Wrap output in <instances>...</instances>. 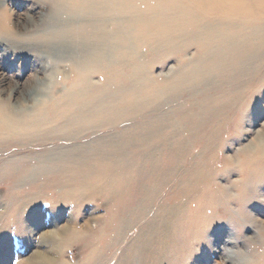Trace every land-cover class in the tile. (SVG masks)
I'll use <instances>...</instances> for the list:
<instances>
[{
  "label": "bare ground",
  "instance_id": "1",
  "mask_svg": "<svg viewBox=\"0 0 264 264\" xmlns=\"http://www.w3.org/2000/svg\"><path fill=\"white\" fill-rule=\"evenodd\" d=\"M50 1L58 8L48 6L46 15L42 16L38 23L30 18V21L36 24L34 33L29 30L30 35L33 33L47 38L54 36L56 31L62 30L64 37L69 39L67 44L36 47L25 45L22 41H20L22 44H19L4 39L0 43L16 56L24 55L29 59L32 58V61L37 66L41 65L43 69L46 66L45 60L50 59L55 61L54 67H59L62 63L69 64L72 82L64 86V92L60 89L56 91V88L41 90L36 83L38 86H35L31 95H27V98L23 97L21 101L18 99L13 104L0 98V132H8L12 137H19L25 135L23 130H27V126H33L32 128L42 133L64 132L72 136L76 132L77 136L74 133L73 138L63 139L71 142L72 139L91 132L95 127L104 128L107 122L122 124L123 111L129 115V121H133L143 114L140 107L154 103L156 100L153 92L154 83L150 85L146 81L145 74L143 75V72H147L149 62L140 61L141 54L134 55L136 62L131 65L134 66L131 78L124 77V60L128 57L125 44L127 41L132 43L133 39L126 40V37L125 39L121 37L124 28L122 30L119 24L122 19L121 21L117 17L118 19L113 18L115 19L113 23L109 21L111 16H108L114 11L140 15L134 21L128 19L131 24L130 30L135 33L133 43L136 48L141 45L146 46L149 40L152 41L153 46L156 44L161 47L159 49L169 50L174 47L172 52L159 51L163 57H168L174 52L185 53L192 46L203 49L201 60L204 64L211 65L210 68L207 69L203 65L201 70H191L190 74L184 73L182 86L192 87L193 84L206 81L205 78L220 79V82L222 80L229 85L228 89L224 90V97L231 101L222 105L221 101L216 99L209 106L212 109L206 114L201 107H198L196 115L181 112L178 122L180 124L174 123L167 115H162V118L156 121H149L141 116L143 120L132 125L134 130H124L114 138L107 139L109 142L106 148L98 149L105 155L98 152L96 154L98 157L92 164L89 163L90 165L87 163L91 156L90 152H87L88 157L80 159L81 163L86 164L82 165L84 177H81L79 183L82 192H86L84 195L72 191L70 183L76 182L71 179L72 174H69L66 181L55 177L44 179L46 185L36 189V192L43 191L42 188L67 189L69 200L67 199L62 205L56 200L57 190L54 191L55 197L53 196L52 199H55L51 202L54 209L61 210L70 203L75 204L74 209H77L89 191L94 195L93 197L99 194L111 197V204L118 209L116 217L113 216L112 220L106 222L107 227L112 225L116 218L124 222L120 226V231L110 233L109 238L102 244L103 248L100 247L101 249H96L95 252L97 238L88 233L91 227H84L81 237H86L83 241L85 244L83 250L87 253L84 261L79 264H102L104 255L106 256L120 241L122 247L120 246L119 249L123 248L129 233L133 230L135 233L124 246L119 264H175L176 261H181L182 255L185 254L184 244L194 243L199 237L201 238L206 228L211 226L212 228L217 226L215 228L217 230L212 231V237L217 239L215 244L217 246L220 245L218 242L226 246L229 242H233L232 240L234 243L229 245L236 246L239 243V235L236 236V233L241 234L242 229L246 227L249 230L254 228L264 239V226H252L254 219L246 215L248 205L254 198L251 195L257 193L259 184L264 180V157L260 155L259 158H251L248 162L238 164L246 167L241 173L243 181L235 187V194L226 187L215 185L218 172L211 169L209 151L207 158L206 154H200V161L194 168L191 167L186 172L180 171L182 163L180 160L189 153L193 143L205 141L203 152L214 147V144H216L215 150L219 146L217 133L211 129L219 120L214 112L220 109L232 111L242 91H249L253 87H258L261 81L264 82V0ZM82 9L88 10L90 14L85 12L83 14L85 17L79 18L75 12L81 13ZM99 15H107L108 18H98ZM8 21V11L0 10V34L7 36H4L5 39L8 36L13 38L24 35L11 32L7 27ZM109 25H112L111 29L108 28ZM33 37L37 39L36 36ZM77 40L81 41L78 43ZM178 42L188 44L178 46L177 44H180ZM134 51L137 53V49L130 52ZM159 54L151 57L152 62L158 61ZM96 75L105 77L106 84H94L92 77ZM125 78L128 83L130 82L129 84H145L144 89L147 93H151V96L147 98L149 94H141L131 87L127 98L123 90ZM199 79L202 81H198ZM178 88L180 89V86ZM8 100L11 99L8 97ZM42 113L45 115L40 118ZM51 113L56 117L53 123L61 118L65 119V121L63 119L64 123L58 121L59 123L52 126L50 120V127L49 122L43 123L42 126L45 116H48L47 114L51 116ZM207 114L209 115L205 119L209 122H202L200 117ZM25 127L27 129H24ZM51 136L55 141L62 140L55 138V134ZM43 139L44 136L39 140L49 142L47 138ZM187 139L189 141H186ZM17 146L25 145L18 143ZM68 156L65 158L66 161L70 160L72 155ZM180 156L183 157L179 159ZM105 161L109 163L106 164ZM232 166V163L226 160L228 170L232 169ZM2 171L15 173L16 167L8 163L3 166ZM223 175L228 177L226 173ZM256 179L261 180V183L257 182L254 188ZM255 199L254 205H263L261 199L258 197ZM235 205L238 208H235ZM225 217L228 220L225 221L223 219ZM72 218V216L68 217L65 226L41 234L37 233L38 229L54 226L56 223L54 219L49 222L41 220L36 224L35 218L31 216L30 219L27 218V222L22 221L19 229L24 231L22 234L26 235L29 244L35 249L25 262L21 261L19 264H71L64 260L65 253L80 238L81 232L74 222L75 219ZM224 223L237 228L235 233L232 231L231 234L228 233L230 235L228 240L224 238L226 231L221 227ZM43 248L48 251H43ZM223 249L225 248H221V251ZM4 251L3 257L9 255L7 249Z\"/></svg>",
  "mask_w": 264,
  "mask_h": 264
},
{
  "label": "rangeland",
  "instance_id": "2",
  "mask_svg": "<svg viewBox=\"0 0 264 264\" xmlns=\"http://www.w3.org/2000/svg\"><path fill=\"white\" fill-rule=\"evenodd\" d=\"M188 1L190 2L191 0ZM155 3L156 2L154 1V4ZM0 6V10L8 11V29H10L11 32H15V34H24L19 35L20 38L18 35L17 37H13L17 40L9 36V39H5L7 36L0 34V42L10 40L11 42L19 44L23 43L28 46L30 44V46L36 47L37 45L49 47V45L52 46V44L56 46V44L59 45L60 43H68L69 39L67 38V40L66 37H64L62 30H60V32L59 30L56 31L54 36L47 38L43 37L45 38L44 40L41 37L42 35L37 36L33 34L36 27V24L34 23L40 22L39 20L42 16L46 15L47 7L58 8V6L53 4L50 0H0ZM143 7H145V5ZM85 12L88 13V10L85 11V9H82L81 13L75 12V14H78L79 18L81 16L83 18L85 17V15H83ZM123 12L124 11H114L112 14L113 16L111 14L108 16H111L109 21H112L113 23L115 19H122V24H119L121 25L122 30L124 28V31L121 33V37H124L123 39L126 37V40H131V38L134 40L135 38L133 37H135V33H133V31L131 32V24L128 22V19L131 18V20L134 21L139 18L140 15ZM106 16L107 15H99L98 18ZM30 18H32V21L35 22H31ZM109 26L110 27L108 28L111 29L112 25ZM30 29L32 30L31 32H33L32 35H30ZM33 36H36V38L39 39L35 40V37ZM26 37L28 38L26 39ZM63 39L67 41L65 42ZM133 40H131L132 43L134 42ZM20 41H22V43ZM80 41L77 40L78 43ZM129 43L130 42L127 41L125 44V51L128 57L124 60L123 71L126 74H124V77H130V75H132L134 66L131 65L133 62H136L134 55L141 54L140 61L149 62L146 68L147 72H143V75L145 74L147 78L146 81L150 83V85H153L154 83L153 92L156 96V100L150 106H142L143 108L140 107V110L143 113L140 114V117L134 119L133 121H129V115L123 111V113H121V119L124 121L122 124L115 125V123L110 124L107 122L105 125L106 128L95 127V129L91 132L81 136L80 138L72 139L71 142L63 139H69L70 137L73 138L77 134L76 132H74L75 135L73 133L72 136L67 135L64 132L59 134L55 132L42 133L41 131L38 132V130L32 128L33 126H27L28 129L25 127L24 129H27L23 130L25 135H20L19 137H12V134L8 132H0V264H19L21 261L25 262L26 258L33 254L35 248L29 244V240L26 235L22 234L24 231H20L19 229L21 222H27L31 216L35 218L34 223L36 224H38L41 220L49 222L51 219H54L56 222L52 227L39 228L37 231L38 234L53 231L57 227L65 226L67 224L66 220L68 217L72 216L75 219V224H77L78 229L81 231L80 238H78L75 244H73V246L66 251V257L64 260L70 262L71 264L82 263L86 257L85 254L87 253L86 250H83V247L85 246L83 241L86 237H81V235H83L82 232H84V227H91L90 232L88 233H91L90 236H95L97 238V242L95 244L96 246L94 247L95 252L96 249L103 248L104 245L102 244L107 238H109L110 233L120 231V226L124 222L122 219L116 218L115 222L107 227L108 224H106V222L110 219L112 220L113 216L116 217L118 209H115L111 204V197H108L105 194H99L98 196L96 195V197H93L94 195H92L89 191L87 192V197L82 199V202L78 205L77 209H74L76 205L73 203L63 206L61 210L54 209L51 204V202L55 199H52L53 196L55 197L54 191L57 190L56 193L58 195H56V197L58 198H56V200L62 205L68 199L67 189L63 188L58 190L53 187L52 190H50L42 188L43 191H39L40 193L36 192V189L44 186V184L46 185L44 179L55 177L66 181L68 176H70L69 174H72L71 179L76 181L73 182V184L70 183L72 191L77 194L84 195L86 192H82L79 187V183H81V177H84L82 167L86 164L84 165V163H81L82 160L80 161V159L88 157L87 152H90L91 156L89 157L90 159L87 163L92 164L95 161V158L98 157L96 154L98 152V154L103 153L98 149L100 147L102 149L106 148V144L109 142L108 140H110L109 138H114L124 130H134L132 129V125L134 123L141 122L145 118L149 121H156L159 120L162 115H167L171 117V120L174 123H178L181 112L189 114L195 113L196 115L198 107H201L202 109L204 108L206 114L212 109L209 106L216 99L220 100L222 105L226 102H231L224 97V90H227L229 85H226L222 80L220 82V79L208 80L205 78L206 81L193 84V88L190 86L189 88L182 86V76L184 73L190 74L191 70H201L203 65H205V68L207 67V69L210 68L211 65L208 63L204 64L201 60V54L204 53L202 52L203 49L192 46L189 47L185 53L180 54L174 52L170 53L168 57H163V55L159 54V51L162 50L164 52L168 49H159L161 47L156 44L153 46L151 40L145 44L146 46L141 45L138 48L134 47V43ZM186 44L188 43L183 42L177 45L183 46ZM133 49H137V53H135V51L130 52ZM172 50H174V47H171L168 52H172ZM131 53H135L133 54L134 58ZM5 54L7 55L5 56ZM155 54H159V59L158 61L156 60L152 62L151 57ZM50 60H45L46 66L43 69L41 65L37 66L36 63L32 61V58L29 59L24 55L16 56V54L7 51L3 44L0 43V98H2L3 101H8L13 104L18 99L21 101L23 97L27 98V95H29L35 86L38 85L39 88L41 87V90L46 91L56 88V91L60 89V91L64 92V86H67L68 83L70 84V82H72V73H70L71 66L67 63H62L59 67H54L53 65L55 61H52L53 59L51 61ZM125 79L126 80L123 82L125 84L123 90L124 94L127 95V98L129 96V88L131 87L141 94H149L147 98L151 96V93H147V91H145V84H129L130 82L128 83L127 78ZM92 81H94V84L96 85L106 84V78L103 76L101 77L100 75L92 77ZM198 81H202V79H199ZM241 81H243V79ZM138 82H140V80ZM55 85L57 87H55ZM179 86L180 89L178 88ZM230 86L232 87V85ZM8 97L11 99L10 101L8 100ZM239 97L240 98L236 101L237 103L234 105L232 111L217 109L218 111L215 110L216 112H214V115L216 113L219 118L218 122L211 127V129H214V132L217 133L219 140V146L216 150V144H214V147L211 149H207L203 152V148L206 143L205 141H203V143H193L191 149L188 151L189 153H186L184 158H182L183 156H180L179 158H182L180 160L182 162L180 164V171L183 170V172H186L190 170L191 167L194 168L198 165L201 153L206 154L205 157L207 158V152L209 151L211 154L209 157H211L210 160L212 161V164H210L211 169H215V171L218 172L215 185L218 187H226L231 190L233 194L236 192V185H239L243 181L241 173H243L242 171L246 167L243 165L241 167L238 164L240 162H248L251 158H259L260 155L261 157H264V82L261 81L258 87H253L251 90L249 89V91H242ZM42 115L44 116L45 114L42 113L39 117L42 118ZM47 115L48 116L45 117L50 119L47 120L45 118L44 122L41 124L42 126L43 123L49 122L48 126L50 127L51 121L53 126L55 123H59L58 121L62 123L64 119H57L54 121L55 123H53V120L56 118L55 115L52 113L51 116L50 114ZM208 115L209 114L200 117V119L202 118V122H209L205 119ZM52 134L56 135L54 136L55 138H60L62 140L55 141L51 136ZM43 136V140L47 138V141L49 142H43L41 141L42 139L39 140ZM186 141L189 140L187 139ZM18 143L24 144L25 146H17ZM68 155L72 156H70V160L66 161L65 158L69 157ZM102 155L105 154L103 153ZM226 160L232 163V169L228 170L226 167ZM8 163L16 167L15 173L2 171L3 166ZM104 163L108 164L109 162L105 161ZM223 173H226L228 177L223 175ZM260 181L261 180L258 179L255 180L253 185L254 188L257 186L256 183ZM251 197L254 198L251 200L252 203L249 202L250 204L248 205L246 215L249 217L251 216V219H254L252 226H264V180H262V183L259 184L257 193L252 194ZM256 197L263 201V205H260L262 207L253 204ZM166 198L168 201L167 196ZM235 208H238V206L235 205ZM223 219H225V221L228 220L226 217ZM258 223L260 225H258ZM106 227L107 229L105 231ZM221 227L226 231L227 235L225 234L224 238L227 240L230 237L229 234L232 232L235 233L237 229L235 226L230 227L227 223L222 224ZM215 228H217V226H213V228L212 226L211 228L208 227L203 235H201V238L199 237L194 243H185V247L183 246L185 254L182 255L181 261H176L175 264H264V239L260 237V233L254 228L253 230H249L247 227L242 229V235L239 232L236 233V236L239 235V243H237L236 246L229 245L230 243L233 244L234 240H232L233 242H229L226 246H223L221 242H218L220 245H215L217 239L212 237V231L214 232V230H217ZM134 233V230L129 233V237L123 245V248L127 243H129L132 238L131 236ZM190 239L191 237L188 241ZM120 246L121 241L114 249L109 251L106 256L104 255V258H102V264H119V257L123 250V248L119 249ZM219 246L225 249L221 251ZM5 249L8 250L9 255L3 257ZM42 250L45 252L48 251L46 248H43ZM219 252H221V254H219ZM99 258L100 257H98L97 260H99ZM104 259L106 260L104 261ZM94 261L96 262V260Z\"/></svg>",
  "mask_w": 264,
  "mask_h": 264
}]
</instances>
